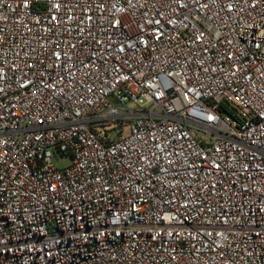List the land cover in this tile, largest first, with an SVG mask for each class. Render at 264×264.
I'll return each mask as SVG.
<instances>
[{"label":"built area","instance_id":"obj_1","mask_svg":"<svg viewBox=\"0 0 264 264\" xmlns=\"http://www.w3.org/2000/svg\"><path fill=\"white\" fill-rule=\"evenodd\" d=\"M0 264H264V0H0Z\"/></svg>","mask_w":264,"mask_h":264},{"label":"rangeland","instance_id":"obj_2","mask_svg":"<svg viewBox=\"0 0 264 264\" xmlns=\"http://www.w3.org/2000/svg\"><path fill=\"white\" fill-rule=\"evenodd\" d=\"M128 108H132L133 106L130 104H127ZM53 164L56 167H66L71 163V159L69 156H58V157H54L52 160Z\"/></svg>","mask_w":264,"mask_h":264}]
</instances>
